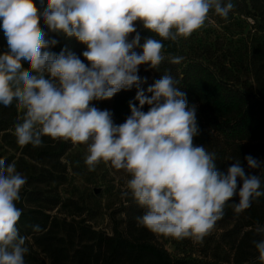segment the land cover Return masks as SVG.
Returning <instances> with one entry per match:
<instances>
[{
    "label": "clouds",
    "instance_id": "1",
    "mask_svg": "<svg viewBox=\"0 0 264 264\" xmlns=\"http://www.w3.org/2000/svg\"><path fill=\"white\" fill-rule=\"evenodd\" d=\"M233 8L232 0H47L41 12L35 0H0V27L10 49L0 54V105L15 102L23 112L14 130L17 144L39 147L47 136L87 145L89 171L110 162L130 174L127 189L144 210L138 226L202 243L229 201L240 213L264 195L261 179L246 175L240 160L219 171L216 154L194 143L201 134L197 109L189 107L177 87L180 81L165 74L146 95L140 88L146 78L138 72L145 64L157 69L165 59L161 40L188 38L204 26L210 11L227 20ZM41 17L49 31L86 45L84 60L67 47L52 52L58 41L48 38ZM137 22L161 39L148 36L141 44ZM134 86L139 106L129 102L131 115L120 125L109 110L92 106ZM244 160L250 169L264 164L251 155ZM26 182L14 163L0 158V264H25L29 252L17 227L22 209L16 206ZM33 231L40 232V226ZM255 232L264 235V226L257 223ZM253 244L264 264V239Z\"/></svg>",
    "mask_w": 264,
    "mask_h": 264
},
{
    "label": "rangeland",
    "instance_id": "2",
    "mask_svg": "<svg viewBox=\"0 0 264 264\" xmlns=\"http://www.w3.org/2000/svg\"><path fill=\"white\" fill-rule=\"evenodd\" d=\"M252 25V19L240 15L227 21L208 16L204 26L190 37L161 40L162 54L182 57V64L189 61L202 63L221 80L250 92L255 89V83L249 62L258 42L264 39ZM137 31L141 34V43L148 36L161 39L143 28ZM134 35L131 34L129 39ZM23 66L28 68L30 65L24 61ZM22 116L23 112L15 102L9 107L0 105V127L3 121L13 119L16 124L21 123ZM14 130L15 126L0 129V158L5 159L6 164L14 163L17 171L27 178L16 205L22 212L35 211L41 218L47 216L46 230L52 229V233L63 237L70 249L85 243L79 228L107 235L114 227L124 229L126 200L131 193L127 189L130 174L114 169L110 162H101L94 171H89L85 164L87 145L84 144L74 145L71 141L44 136L41 146L21 148ZM125 191L129 194L122 196ZM17 227L20 234L27 237L29 252L25 255V264H53L52 254L46 252L49 250L39 239L41 233L29 234L24 227ZM232 228V222L215 225L202 243L164 237L146 228L144 235L172 255H189L222 264L260 262L253 241L264 239V235L250 229L230 233Z\"/></svg>",
    "mask_w": 264,
    "mask_h": 264
},
{
    "label": "trees",
    "instance_id": "3",
    "mask_svg": "<svg viewBox=\"0 0 264 264\" xmlns=\"http://www.w3.org/2000/svg\"><path fill=\"white\" fill-rule=\"evenodd\" d=\"M36 6L42 12L47 0H35ZM234 8L228 19L235 15L248 17L253 21V28L264 38V0H232ZM212 19L227 21L210 11ZM2 23V21H0ZM41 27L48 32V38L56 39L58 43L51 47V51L59 54L65 47L71 49L81 60L86 45L78 42L74 37L67 38L57 35L47 29L40 20ZM137 29L142 24L136 23ZM142 44V43H141ZM7 39L3 28L0 27V53L8 52ZM138 53L141 49H135ZM164 55L165 59L157 69L148 65H140L138 75L146 82L140 85L145 91L163 75L169 74L179 80L177 87L186 93L189 107L196 106V118L201 134L194 138V143L204 145L208 151L216 154V167L226 172L228 167L240 160L246 175H258L261 179V191H264V164L260 169H250L244 157L251 155L257 160L264 161V39L258 42L257 48L249 62L251 76L255 89L243 91L220 78L202 63L189 61L186 63H171V55ZM87 63V61H84ZM137 88L121 90L109 100L92 101V106L112 113L114 124L120 125L131 115L129 102L139 106L135 100ZM143 111H148L145 105ZM16 121H3L1 130L13 128ZM242 183V182H241ZM238 202V197H234ZM124 229L114 227L110 235L94 230L79 228L81 238L85 243L78 248H67L65 239L46 230L47 216H38L35 211L22 212L18 221L29 234L41 233L40 240L47 247L46 252L52 254L53 264H222L218 261L199 259L192 256L172 255L163 246L152 242L144 234V227L137 224L136 218L143 214L131 193L126 200ZM229 201L225 207V214L216 225L233 223L230 233H237L244 229L255 230L257 223L264 226V195L254 198L251 206L236 213ZM39 225L41 231L34 232L33 226ZM46 230V231H45ZM84 236V237H82ZM64 262V263H63ZM261 264V262L248 263Z\"/></svg>",
    "mask_w": 264,
    "mask_h": 264
}]
</instances>
